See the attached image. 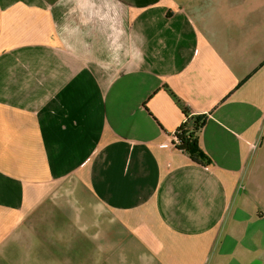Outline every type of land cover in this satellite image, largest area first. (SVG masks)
Returning a JSON list of instances; mask_svg holds the SVG:
<instances>
[{
  "label": "crops",
  "instance_id": "crops-1",
  "mask_svg": "<svg viewBox=\"0 0 264 264\" xmlns=\"http://www.w3.org/2000/svg\"><path fill=\"white\" fill-rule=\"evenodd\" d=\"M105 1L0 0V264H264V0H111L127 61L57 43Z\"/></svg>",
  "mask_w": 264,
  "mask_h": 264
},
{
  "label": "rangeland",
  "instance_id": "rangeland-1",
  "mask_svg": "<svg viewBox=\"0 0 264 264\" xmlns=\"http://www.w3.org/2000/svg\"><path fill=\"white\" fill-rule=\"evenodd\" d=\"M94 1H101L103 6L105 0ZM106 1L107 5L105 12L107 16L104 14L103 9L99 11L94 9L93 6L83 4L77 5L72 10H69L73 7L69 3L61 5L56 9L55 13L60 14V21H57L60 29L59 39L56 38L57 43L62 48L67 49V51L71 49V45H74L76 50H79L76 53L79 58H83V51L85 48L91 46L92 51L90 55L93 57L94 61H115L118 59L117 57L119 56L120 49H122L124 50L123 56L126 59L125 61H127L130 58L131 49L129 47V42L124 36H100V34H104V29L120 30L123 28L120 17L115 14V5L112 4L111 0ZM69 12L72 14H69ZM123 14L126 18L125 8ZM73 16L75 19H73ZM127 22L125 24H127ZM98 30L102 32L99 34ZM122 39H124V41L121 48Z\"/></svg>",
  "mask_w": 264,
  "mask_h": 264
},
{
  "label": "trees",
  "instance_id": "trees-1",
  "mask_svg": "<svg viewBox=\"0 0 264 264\" xmlns=\"http://www.w3.org/2000/svg\"><path fill=\"white\" fill-rule=\"evenodd\" d=\"M178 103H181L178 100ZM188 118L187 124L176 132L175 148L188 154L192 162L200 166H211L213 160L201 148V133L208 123L207 114L191 116V112L184 108Z\"/></svg>",
  "mask_w": 264,
  "mask_h": 264
},
{
  "label": "built area",
  "instance_id": "built-area-1",
  "mask_svg": "<svg viewBox=\"0 0 264 264\" xmlns=\"http://www.w3.org/2000/svg\"><path fill=\"white\" fill-rule=\"evenodd\" d=\"M175 142H176V134H175ZM174 145H175V143H174Z\"/></svg>",
  "mask_w": 264,
  "mask_h": 264
}]
</instances>
